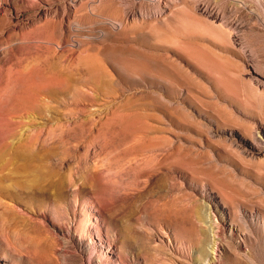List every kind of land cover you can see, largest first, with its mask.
<instances>
[{"label":"rangeland","instance_id":"1","mask_svg":"<svg viewBox=\"0 0 264 264\" xmlns=\"http://www.w3.org/2000/svg\"><path fill=\"white\" fill-rule=\"evenodd\" d=\"M264 0H0V264H264Z\"/></svg>","mask_w":264,"mask_h":264},{"label":"bare ground","instance_id":"2","mask_svg":"<svg viewBox=\"0 0 264 264\" xmlns=\"http://www.w3.org/2000/svg\"><path fill=\"white\" fill-rule=\"evenodd\" d=\"M260 132L264 135V127H260ZM219 245L216 243V241L213 242L211 251L206 255L204 261L201 264H217L219 261L218 253Z\"/></svg>","mask_w":264,"mask_h":264}]
</instances>
